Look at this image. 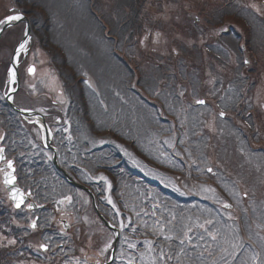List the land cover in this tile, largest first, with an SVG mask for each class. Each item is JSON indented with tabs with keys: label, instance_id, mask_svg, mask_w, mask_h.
<instances>
[{
	"label": "trees",
	"instance_id": "16d2710c",
	"mask_svg": "<svg viewBox=\"0 0 264 264\" xmlns=\"http://www.w3.org/2000/svg\"><path fill=\"white\" fill-rule=\"evenodd\" d=\"M39 1L40 0H38L39 15H43L44 21L50 22L48 27L43 23L45 25L43 28H46L43 29V32L46 33V35H50V31L62 29L61 12H63L64 15L65 10L55 14L56 12L54 13L51 8H48V5L51 3L47 2L46 6L45 4L42 5ZM86 1L90 2V0ZM98 1L99 5L95 8L97 12L95 17L97 18L96 21L99 22V28L97 30V32H99V37L94 40L97 41L101 37L109 38V36H115V34L111 33L112 29L118 27L120 20H126V29H120L121 36L123 39L130 37L127 39V42L129 40L131 45L134 43L138 52L141 53L137 56L134 55L135 57L132 61H129L117 54L118 51L115 45L117 39L114 44L108 43V41L105 40H99L101 44H105V46L109 48L104 49L105 53L110 50L111 58L113 54H115L121 59L118 61L119 59L117 58L118 60L114 62V64L119 62V67L115 66L116 68H114V66H112V61H110L111 59H109L110 69L109 67H105V69L102 68L105 75L102 78V91H105V96H112V98L116 100L115 109L119 112L115 118L114 112H104L99 109L98 100L95 95L89 93L87 87H85L81 81V77L77 74L72 75L73 80L70 82L72 104L69 111L72 112L76 123L88 127L91 133L99 131L97 126H99L100 122H115L119 130L116 137L120 142L124 143L129 148H133L136 152H140L141 154L148 153V157L156 159V153L153 149L147 152L142 148L141 141L135 142L134 144L129 143V141L133 140L134 136L136 141V137L140 135V132H144L146 141L148 138L152 137L151 129L155 126V123H157L156 117L154 118V113L158 114V110L153 112V108L156 107L157 104L150 107L153 104L149 103L148 107L141 110V113L137 111L135 107V104L138 105L139 99L141 98L137 95L125 93H132V91L133 93L137 92L134 91L137 87V79H143L145 77V74H143L144 68L149 69L151 66L155 69L151 75L152 77L155 75V79L157 80L155 81L156 86L160 84L161 87H163L162 89L167 88L173 93H176L180 86L185 85L181 76L183 74L186 76L189 69L195 73L193 78H191L193 84L196 83V80L198 81L203 78L204 73H200L199 71L203 66L197 61V57L199 56V58H202L201 61H203V56L205 54L204 47L198 51L197 45L194 44L189 48L187 43L191 40L197 43L199 38L208 37L210 31L213 29L212 22L209 21L206 16L210 11H214L216 8L219 9L217 11V17H212L215 20L213 21L215 24H219L220 21L223 22L225 17L232 14L241 15L246 19L252 17V21L257 20L255 17L259 15L248 9L250 7V0H153V4L155 5L158 3V5H153V8L150 10L153 15L160 14L161 18L155 19L154 25L147 26L146 22L151 14L150 12L144 14L145 10L143 8L145 7L141 6L143 0H119V2L118 0ZM258 1L264 10V0ZM89 5L94 8L93 4ZM171 7H173V9L167 10V8ZM119 10H121V12H119ZM66 11L68 12L69 9H66ZM99 11L101 14L98 13ZM93 13H95L94 9ZM196 16L200 18L199 21L196 20ZM105 17H107V19ZM261 20L263 21L264 19ZM151 31L161 32L166 38H171V40L165 45H160L161 49L152 50V53L149 54L145 49L143 50L141 47H138V44L146 34L148 35V39L151 40L148 34ZM107 33L110 34L107 35ZM165 37L162 38V43ZM139 39L141 40L139 41ZM167 40L168 39H166V41ZM210 46L221 51V48L216 44ZM191 51L195 52L192 53ZM115 58L116 56H114V59ZM135 58L143 61L142 64L144 68H140V66L135 67ZM183 60H188V62H190L191 67H188V70L186 68L187 64H185ZM196 62L200 67H197ZM155 67L160 70L157 71ZM163 68H166V71H163ZM113 69L114 74L112 73ZM176 69L178 70L176 71ZM244 69L245 71L248 70L247 67ZM109 73L116 78H121L120 76L122 75L124 79L122 86L125 87L123 94L125 95L126 102L120 97L115 98V87L117 86L115 85L116 82H114L115 80L113 77H110V83L107 82ZM126 83H128L127 87ZM241 128L243 129L242 126L235 125L234 129L231 127L226 129L228 131L224 132L225 134L222 140L220 139L215 146L217 153H224V156L226 154L228 155L229 160L224 161V163L227 164L229 170L232 171L241 169L238 163L230 160L235 150L229 151L231 147H234L231 144L238 139L237 135L241 132ZM81 134L80 131V136ZM228 145H231V147L228 148ZM83 147H86L85 150ZM74 148L78 150V153L77 156L71 155V158L72 160L77 158V160L70 161L69 165L67 163V165H64L68 171L71 172L76 179L82 181H86L83 175L85 173L82 171V168H86L94 174L103 170L108 175L113 176V178L117 175V179H114L117 186V188L114 189V194L116 195L120 208L124 211L123 217L125 221H127L126 218L130 215L133 217V222L139 225L136 236L129 233L127 229L124 230L117 256L118 260L121 258L122 252L125 254L128 253L127 249L130 244H135L137 247H135L133 251V256L136 258L134 261H138L140 252H146L147 260L145 264H207L209 262L207 254L200 255L201 253L205 254L210 252L207 251V245L210 241L208 237L209 233L205 232L198 235L192 233L189 241L185 239L187 233L186 229L189 225H191L192 228V217H194V214H197L195 211L194 214L191 215V209L188 207L189 199H185L174 191L157 185L154 181L150 180V182H148L146 178L138 176L141 175V173L127 161L124 152L115 144L93 148L89 145L87 139L81 136V139L77 140V144H75ZM220 160L223 162L224 159ZM39 166L41 165H38L36 170L40 169ZM23 169H25V167H23ZM226 173H228L227 170ZM243 173L248 178L247 185L249 189L254 192H263L264 185H262V182L264 180V174L262 172L255 169L254 165L248 164L245 170H243ZM259 173L260 180L257 182L256 186L254 184L255 178ZM137 178H139V180ZM24 181V179H21L23 185L25 184ZM138 184L140 187L141 184L144 185V187L141 188L142 191L133 188ZM146 187H148V189H145ZM254 187H256V189ZM132 189L133 192L130 191ZM40 194L41 190L39 189L38 195ZM261 196L264 197V195ZM4 202L5 199L0 193V232L7 237L16 236L17 242L8 245L4 244L2 246L0 244V264H19V260L23 258L25 253H30L31 249H28L29 242L26 237L23 236L24 233L18 234L19 229L14 225L12 214ZM99 207L104 213L108 214L106 206L102 205L101 202ZM103 207H105V209ZM263 208V201H260L257 205V209ZM191 228L189 229L191 230ZM70 240L71 238L68 241ZM68 254L67 252V257ZM37 261L39 262L41 259H37ZM45 263L56 264L58 262L54 259L51 262L46 261ZM62 264L73 263L68 259H64Z\"/></svg>",
	"mask_w": 264,
	"mask_h": 264
},
{
	"label": "rangeland",
	"instance_id": "374dc122",
	"mask_svg": "<svg viewBox=\"0 0 264 264\" xmlns=\"http://www.w3.org/2000/svg\"><path fill=\"white\" fill-rule=\"evenodd\" d=\"M11 2H12V0H0V6L4 5V9H7V13H9L11 7L8 6L7 4H10ZM39 2L42 5H44V4L46 5L47 2L51 3L50 5H48V8L49 9L51 8L54 13L56 12L55 14H57L59 11L65 10L64 15H63V12H61V15H62L61 21L63 23L62 29L52 30V34L54 35V37L57 38V40H58L57 44L64 47V49L67 53V57L70 60V62L74 63V64H79V66H81L80 69L82 71H79V72L82 75L86 76V81L89 83V85L95 91H97L96 88H98V85L101 84V82L98 83V81H99V77L103 73L102 68L105 69V67H109V69H110L109 59H111L110 61H112V63H113L112 66H114V68L120 66L119 62L114 64L115 60L116 61L118 59H119L118 61L121 60L115 54H113V57L111 58L110 57V55H111L110 50H108V52L105 53L104 49L105 48L109 49V48L107 46H105V44H101L99 40H105V41H108V43L114 44V42L117 39V42L115 43L116 49L118 51L117 54L124 57L125 59H128L129 61H132V59L135 57L134 55L137 56L141 53V52H138V49L134 46V43L131 45L130 44L131 42H129V40L127 42V39H129L130 37L123 39L121 36L120 29L121 28L123 30L126 29V20H120L119 23L122 25L119 24L118 27H116V28L114 27L112 29L111 33L115 34L116 38H115V36H109V38H102L101 37L97 41L94 40V39H97L99 37V32H97V30L99 28V22L96 21L97 18L95 17V14H97L95 8L99 5L98 0H96V1L90 0V2H88L86 0H79V1L78 0L77 1H75V0H40ZM118 2H119V0H118ZM89 4H91V5L93 4L94 8L90 7ZM141 4H142L141 6L145 7V8H143L145 10L144 14H148L149 12L151 14L150 17L148 18V21L146 22V25L147 26L154 25L155 19L161 18V15L160 14L153 15L152 11L150 10L151 8H153V5H154L153 0H143L141 2ZM155 5H158V3ZM258 8L259 7H257L256 5H250V7L248 9L256 12V11H258ZM66 9H69V11L67 12ZM93 9L95 10V13H93ZM170 9H173V7L167 8V10H170ZM218 10L219 9L216 8L214 11L212 10V11H210V13L206 14V16L208 17V20L213 19L212 17H217V11ZM119 12H121V10H119ZM98 13L101 14L100 11ZM105 18L107 19V17H105ZM35 20L37 21L38 18H35ZM247 20L249 21V23L246 21L247 22V28H246L247 31L245 33V35L247 34V37H248V38H245L246 42L249 43L247 53L257 55L258 64L261 65L258 69V72H259L258 77L259 76L264 77V21H262L261 18L260 19L258 18V20H255V21H251L252 17H250V19L248 18ZM213 21H215V20L213 19ZM248 24H250V25H248ZM32 26H33V29L35 30V25H32ZM23 30H24V26H20V25L18 27L14 28L13 30H11V33L9 34L10 38L6 39L5 42L3 43V45H9L10 49H12L13 46L16 45L18 40L21 39V37L23 35ZM234 30L231 29L230 32L228 30H226L225 34H227V36H233V37L236 36L237 37V34L234 33ZM219 31H221V30L214 29V31H212V34H214V33L216 34L217 39L220 37L218 34ZM109 34L110 33H107V35H109ZM162 34L163 33H161V32H155V31L149 32V35H150L152 41H147L146 38H144V40L139 39V41L141 40V42L138 44V47H141V49H143V50L145 49L147 51V53H149V54L152 53L151 52L152 50L154 51V50L161 49L162 45H165L166 43H168L171 40V38H166L163 34V37H165V40L162 43V38H163ZM225 37H226V35H225ZM241 37L244 38V36H241ZM166 39H168V40L166 41ZM12 41H13V43H11ZM187 44H188V47L191 48L192 44H194V42H190V43L188 42ZM77 47H79V48H77ZM84 49H85V51H84ZM42 51L44 53V56L50 55V50L48 51V49H45ZM193 52H195V51H193ZM9 53H10V51H9ZM40 54H41V52H40ZM114 56H116L115 59H114ZM2 57H3V55L0 54V59H2ZM210 57H211V55H207L206 59L207 60L211 59ZM43 61H46L45 58L43 59ZM212 61L213 60H211V62ZM38 62H40V60H38ZM142 62L143 61H141L139 59L137 60V58H135V62H134L135 67L140 66V68H142L143 67ZM183 62H185V64H187L186 68L188 70V67H191L190 62H188V60H183ZM214 62H215V59H214ZM216 62H220V61H216ZM235 65H237V59H234L233 62L230 63V66H232V67H235ZM154 70L155 69H153L152 66L149 69L144 68L143 74H145V77H147V75H151V73ZM156 70L158 71L160 69L156 68ZM177 70L178 69H176V71ZM256 70H257V68H256ZM112 71L114 74V69ZM163 71H166V68H163ZM230 71H231L230 69H225V70H223V73L226 74V73H229ZM189 72H190V69L187 71V73H189ZM240 76L244 78L245 84L250 87L251 81L247 80V77H244L241 74L236 75L235 80H237V81L240 80ZM110 77L114 78V80H115L114 82H116L115 83L116 86L122 84L124 81L122 75L120 76L121 78H116L115 76L109 75V77L107 78V82H109ZM230 77H233V76H230ZM43 78L44 77H42L40 79L41 82H42ZM181 78H189V77H187L183 74L181 76ZM45 79L46 78H44V80ZM144 80L140 78V83L143 84ZM260 81L262 83L259 82V78L254 79L253 85H256L257 91L262 92L264 90V78H263V80H260ZM233 85H234V87L238 86V84L237 85L233 84ZM229 88H232V86H230ZM105 94H106L105 91H103L101 93L100 98H102V102H106V99L104 97ZM170 94H171L170 97L173 98L174 95L172 93H168L166 96H168ZM226 97L230 98L231 96H226ZM25 100L28 103L30 101L27 99H25ZM229 101L230 100L227 99L224 102L226 104H229ZM175 102H177V101H175ZM104 106H105V108L109 109L111 107V104L109 106L108 103L106 102V103H104ZM167 108L169 109V106ZM0 122L2 123V118L0 119ZM108 126L111 127L112 129H116L117 132L119 131L117 129V124L115 122H113V123L109 122ZM106 141H109V140H106ZM102 142H105V139ZM118 146L122 147V148L124 147V145L121 143H118ZM47 155L49 156V153H47ZM135 159H136V161L141 160L138 157H135ZM137 159H139V160H137ZM213 160H215V158H213ZM140 163H141V161H140ZM145 164L148 165L147 162H145ZM215 165L218 166L219 164H217V162H216ZM261 166H262V164H261ZM197 167H198L197 171H196V169H195V171H192L195 174H192L191 172H187L185 177L175 176L174 174L168 173L166 170H164L160 167H154V166H149L148 168L146 166H144V168L148 169L147 171L144 170V172H146V174H148L149 177L158 179L161 183L164 184V186H170L172 188H175L176 191L182 192V193H184V195L185 194H188V195L194 194V195H199V196H207V198H214L216 200H218V198H219V200H220L221 196L219 193H217L218 190L216 191V188L213 187V183H212V179L210 178V175H208L204 171L203 166H200L197 164ZM152 168H156V169H152ZM214 181H216V180H214ZM262 183L264 184V180ZM254 188L256 189V187H254ZM247 191H248L247 186H245V185L242 186L241 189H239V191H238L239 197L237 199V202L240 203V208L242 210H247L249 212V215L251 216L252 208L254 206H256V204H255L256 200L254 197H252L250 195H247V199H243L242 193L247 192ZM73 199L74 198L72 196H69V197H65V199H63V200H58L55 204H53V205H56V207H57V209H55V211H57L58 214L64 213L65 209H68L73 205ZM227 200H228L227 198L220 200V203L226 202ZM83 202L86 206V211L84 212V214H82V217L80 219L77 218L76 216H72V215H71L72 217H69V221H71V223L73 224L72 225L73 226L72 237L77 238L79 240V244L81 246H83L84 243L87 242V236L88 235L86 234V229L81 227L82 221H84L85 224L88 226V228L91 230V236L93 238L97 239V237H95V236L98 234L99 231H101L100 236L104 240L103 246H101V249L99 250V252H96V253L98 254L97 258L101 255V257H102L101 260H103V256L107 254L108 249L111 247L113 237L110 233L104 232L102 230L103 226L100 222L98 224V222L96 221L97 218L95 217L94 213L91 215L88 214L90 206H89V200L86 196L83 197ZM263 205H264V203H263ZM87 207H88V211H87ZM221 210H222L221 212L224 216H226L227 218H232L231 212H228L222 208H221ZM261 210H263V212H264V208ZM238 211H239V209H238ZM86 212H88V213H86ZM251 218H252V216L249 217L248 219H251ZM252 223L253 224L255 223V221L253 219H252ZM204 226H205V224H204ZM254 229L256 232L254 233L253 236L256 238L260 234V239H259V241L256 242V244L254 246V248L257 250L256 253H254L252 250H249V252L247 254L242 255V258L244 259L243 261L246 260L249 262L247 264H252L251 261H249V260L254 258L255 255H256V257L254 258L255 261L253 264H261L260 258L263 256V254L261 253L263 248L261 250V246L264 245V228L258 229L255 227ZM230 230H231L230 231L231 234L229 235L230 241L226 245L227 247L225 248L224 253H227L229 256L237 257L239 251L242 249L241 248V246H242L241 245L242 244L241 243V237L238 234L239 233L238 230H237V232H238L237 234L233 233L234 230L232 228ZM259 242H261L260 247H259ZM91 253L92 252L87 253V254L89 255V258L93 260L94 257L92 255H90ZM87 254H85V256ZM249 257L251 259H249ZM23 264H39V263L34 262V261H29V262H24Z\"/></svg>",
	"mask_w": 264,
	"mask_h": 264
},
{
	"label": "snow or ice",
	"instance_id": "6c2138e0",
	"mask_svg": "<svg viewBox=\"0 0 264 264\" xmlns=\"http://www.w3.org/2000/svg\"><path fill=\"white\" fill-rule=\"evenodd\" d=\"M12 11L15 12V10H12ZM23 20H24L23 13L16 12L15 14H9L6 18H4L3 20H0V24L9 25V24H12L13 22H22ZM0 31H2V29H0ZM24 35H25V40L19 44V47L17 49V53H16V61L17 62L19 60V54L21 52H27L26 45H27L28 41L31 39V36H30V34L27 31H25ZM245 62L247 63V61H245ZM28 71L30 73H32V72L35 71V69H34V67H30L28 69ZM16 77H17L16 68L15 67L10 68L9 69V83L10 84H15ZM197 103L204 104L205 101L199 100V101H197ZM220 115L223 116L224 113H220ZM2 151H3V149H0V152H2ZM0 159H3V157L0 156ZM8 167L12 168V162L11 161L8 162ZM13 171H14V169H13ZM208 171L211 172L212 169L209 168ZM15 179H16V177L14 175H12L11 173H9L6 176L5 183L6 184H12V183H14ZM99 179L102 180V181L108 182V177H106L104 175H101L99 177ZM109 187H111L110 182H109ZM13 199L17 201L16 207L19 208L21 206V204L23 203V197L19 196V195H14ZM109 202L111 203V200H109ZM29 207H31V205H29ZM121 226H123V225H121ZM32 227L33 228L36 227V223L35 222L32 223ZM44 247H46V246H44Z\"/></svg>",
	"mask_w": 264,
	"mask_h": 264
},
{
	"label": "flooded vegetation",
	"instance_id": "af4514ba",
	"mask_svg": "<svg viewBox=\"0 0 264 264\" xmlns=\"http://www.w3.org/2000/svg\"><path fill=\"white\" fill-rule=\"evenodd\" d=\"M12 10H15V6H12L10 8V12L9 13H5V9H4V5L0 6V20H3L4 18H6L9 14H15V12H13ZM32 47H28L27 48V52H22L20 55V76H21V81L27 82L30 80H33V76L35 75V85L37 80L41 79L42 76H44L43 74H41L40 72L48 65L47 63H38V53L32 52ZM30 67H34L35 71L34 74H31L28 69ZM31 74V75H30ZM41 76V77H40ZM50 77L48 76V78L45 79V84L41 83V86L44 87L43 89L40 90L41 94H43V97L46 99H49L51 97V94L49 92V88H48V81H49ZM51 103L54 102L53 100H50ZM53 109V106H52Z\"/></svg>",
	"mask_w": 264,
	"mask_h": 264
},
{
	"label": "water",
	"instance_id": "95a60500",
	"mask_svg": "<svg viewBox=\"0 0 264 264\" xmlns=\"http://www.w3.org/2000/svg\"><path fill=\"white\" fill-rule=\"evenodd\" d=\"M21 112L24 113V111H21ZM10 173L13 175V172H12V171H11ZM7 174H9V173H7ZM7 174L4 176V183H5V179H6ZM67 178H68L70 181L74 182L69 176H67ZM74 183H75V182H74ZM75 184H77V183H75ZM5 185L7 186L8 190H9V194H10L11 199H12V200L15 202V204H16L17 201L13 199V196H14V195H19V196H22V197H23V191H22V190L19 188V186L16 184V180H15L14 183H12V184H6V183H5ZM77 185H79V184H77ZM79 186H81V185H79ZM81 187H83V186H81ZM83 188H84V187H83ZM105 223H106L109 227H111V228L116 232L115 247H114V249H113V253H112V257H114V253H115V250H116V247H117V243H118V239H119L120 233H119V231H118L115 227H113L109 222L105 221Z\"/></svg>",
	"mask_w": 264,
	"mask_h": 264
}]
</instances>
